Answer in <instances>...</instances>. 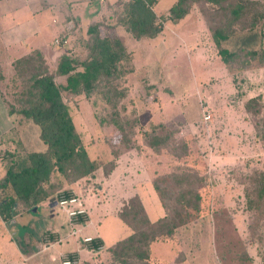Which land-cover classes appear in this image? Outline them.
<instances>
[{"label":"rangeland","instance_id":"1","mask_svg":"<svg viewBox=\"0 0 264 264\" xmlns=\"http://www.w3.org/2000/svg\"><path fill=\"white\" fill-rule=\"evenodd\" d=\"M255 1L264 4V0ZM175 2L160 0L153 7L155 15L158 18L166 15ZM118 4L107 11L101 36L117 38L125 46L129 63L124 68L129 72L116 82H102L88 97L61 91L74 128L96 166L90 180L83 178L70 188L72 196L86 203L87 220L97 224L103 217L117 214L138 183L149 178L162 180L169 173L196 174L202 178L195 188L201 197L199 210L186 213L185 225L176 229L172 238H159L150 244L149 264H264V215L258 219L255 211L247 209L245 193L248 173L264 172V151L243 108L249 98L260 95L264 112V67H258L256 62L252 68L240 70L236 67L238 60H234L228 68L210 32L216 24L210 23V19L206 22L200 4L191 7L189 14L178 22L179 28L165 22L166 28L163 26L158 37L141 43L131 42L124 27L117 23L116 13L122 1ZM234 28L235 33L221 43V48L264 51V18L251 31L239 30L236 25ZM83 38L79 41L75 38L76 52L70 55L76 59L87 54L83 45L88 37ZM19 58L0 63V178L5 171L6 153L25 155L44 152L46 148L39 140L37 126L17 113H8L9 105L20 108L17 101L22 84L13 65ZM46 66L53 72L57 64L49 60ZM56 83L64 87L65 77H57ZM123 90L125 96L114 99V92ZM113 103L118 119L129 127L121 129L130 139L128 149L122 145L121 131L111 124V120H118L117 115L111 114ZM207 115L210 118L205 120ZM150 131L171 132L175 139L185 140L190 145L189 156L177 160L163 149L154 152L143 142ZM126 155L117 175L106 182L103 176L110 163L115 165V160ZM56 178L63 181L59 176ZM3 196L0 194V199ZM51 205L53 202L49 200L42 207L30 208V212L16 207V224L9 221V227L0 218V235L17 247L15 257L11 255V259L17 260L15 263L62 264L61 258L66 253H57L56 246L66 250L64 244L58 243L80 233L72 234L74 225L59 207L54 205L50 217ZM146 208L148 216L154 217L153 209ZM100 211L103 215H99ZM109 219L112 218L101 225L108 246L124 233ZM60 225L63 230L58 228L59 240L50 241L45 233ZM24 243L26 253L18 247ZM105 249L103 246L97 252L83 254L76 264L81 261L106 264L109 255ZM5 261L0 250V264Z\"/></svg>","mask_w":264,"mask_h":264},{"label":"trees","instance_id":"2","mask_svg":"<svg viewBox=\"0 0 264 264\" xmlns=\"http://www.w3.org/2000/svg\"><path fill=\"white\" fill-rule=\"evenodd\" d=\"M159 1H124L116 13L117 21L134 39L154 38L162 31L165 22L177 24L189 14L194 4H200L206 22L210 19V23L216 24L210 32L214 44L219 48L218 53L228 68H231L234 60H238L236 67L240 70L252 68L256 62L258 67H264L263 50H247L240 47L238 51H229L220 47L222 42L229 40L235 33V25L239 30H253L257 22L264 18V4L255 0H176L166 15L158 18L153 7ZM207 5L212 6V9L206 8ZM102 24L99 22L89 26L88 38L83 45L87 54L83 59L62 55L53 72L48 70L38 50H33L13 62L22 90L17 101L20 108L9 105L8 113H17L37 126L39 140L46 148L44 152L25 155L6 153L5 171L0 178V194L4 195L0 199V218L6 224L16 221L18 206L30 212V208L38 207L49 200L54 202L61 195L67 199L73 197L70 189L63 190L64 186L91 177L96 168L74 128L61 91H66L72 96L83 94L88 97L95 93L102 82H116L129 72L124 68L129 63V54L119 39L101 36L99 26ZM57 77H65L64 87L56 83ZM124 96V90L114 92V99ZM262 102L261 96L258 95L244 102L243 108L251 120L255 139L264 151ZM114 105L115 103L110 107L113 110L111 114L116 116L118 112ZM116 118L118 119V115ZM124 123L119 119L111 120V124L121 131L122 145L128 149L130 139H127L129 137H126L121 129L129 127ZM143 138L144 144L154 152L163 149L177 160H182L190 154V145L185 140L175 139L171 132L159 134L150 131ZM113 166L110 163V169L106 170L105 176ZM57 176L64 182L57 180ZM246 177L247 209L255 211L260 219L264 215V172L252 170ZM201 181L202 178L198 175L185 172L169 173L162 180H152L164 210V216L154 222L148 218L138 196L129 198L120 208L117 217L131 230V234L105 249L109 255L106 264H149L150 244L159 238H172L176 229L185 225L186 213L189 210H199L201 197L195 188ZM86 220V214L80 215L76 224H82ZM45 234L50 241L59 240L55 232L49 231ZM261 239L260 237V242ZM84 245L89 251H97L103 247L102 241L96 237ZM23 246L25 243L19 244L18 247L26 253ZM64 258L77 261V254L67 253ZM79 264L92 263L83 261Z\"/></svg>","mask_w":264,"mask_h":264},{"label":"crops","instance_id":"3","mask_svg":"<svg viewBox=\"0 0 264 264\" xmlns=\"http://www.w3.org/2000/svg\"><path fill=\"white\" fill-rule=\"evenodd\" d=\"M119 1L120 0H0V63L7 59L8 61H13L17 56L22 57L33 50H38L46 63H49L50 60L57 64L62 55H70L76 52L75 48L78 43L75 41V38L79 41V38L84 39V36L88 37L87 30L89 26L93 23H101L104 21L105 16L107 17L109 8L119 6ZM121 1L124 2L127 0ZM167 22V26L173 25L175 28L181 26V23L173 24L169 21ZM117 23L119 22L117 21ZM119 25L122 26L121 24ZM114 29H116V26L112 28V30ZM162 31L160 33H162ZM99 32L101 34V25L99 26ZM76 33L82 34V37L77 38V36H74ZM159 34L154 38L134 39L128 33L131 42L136 43H141L146 40L152 41L158 37ZM54 43L57 45H54ZM208 116L210 118V115ZM126 157L128 156L119 157V159L115 160V165L112 170L107 176H103L106 182L108 180V182H111L114 178L113 176L117 175L116 173L119 172L118 169H120V165L124 164L123 161L125 159L122 158ZM143 164L146 165V163ZM144 172H146V170ZM93 175L95 174L93 173L92 176ZM91 177L86 178L90 180ZM115 179L117 180V176H115ZM74 184L66 188L70 189ZM70 190L73 192L72 189ZM131 191L132 192L128 195L129 198L138 196L145 210H147L146 207L153 209L152 214L154 217L150 218L148 216L152 222L164 216V210L159 196L153 188L150 178L142 183H138L137 187L132 188ZM85 204L86 203L83 201L82 205H84V209L86 208ZM40 205L42 207L43 203ZM55 206L54 203L51 205L52 213L50 217H53ZM101 214L103 215L100 211L99 215ZM109 217L112 219L108 221L112 222L115 228H121L124 231L122 236L116 238L113 244L131 234V230L120 221L117 214L103 217L100 221L98 220L97 224H95L94 220H87V224L85 223L86 225H82L81 223L74 224V230L72 229L75 231V234L79 232L82 236L79 234L77 237L76 234V238L68 237L67 240L60 241L58 244H64L62 247L66 246L67 249L61 250L62 248H57L56 246L57 253H75L77 254V258L83 259V254H89L91 251L86 249L83 236L99 238L104 248L112 246L113 244L110 246L105 244L104 239L106 238L101 229L102 223ZM77 225L79 226L78 228H76ZM61 226L62 225L56 226L54 229H49L57 233L60 238L61 231L58 228H62ZM61 230H63V228ZM63 236H67L66 233H64ZM15 248H17L15 243L12 244L9 239L1 233L0 250L7 260L5 264H17L15 263L17 261L16 259H11V255L15 257ZM52 259L55 260L56 258L52 257Z\"/></svg>","mask_w":264,"mask_h":264},{"label":"built area","instance_id":"4","mask_svg":"<svg viewBox=\"0 0 264 264\" xmlns=\"http://www.w3.org/2000/svg\"><path fill=\"white\" fill-rule=\"evenodd\" d=\"M205 120L209 119V116L204 117ZM56 206L60 208L61 211H63L67 215V219L70 223L73 225L76 224L77 217L80 215L86 214V211L81 203L80 200H78L77 197H71L69 199L65 198L64 196H59L58 199L55 201ZM72 234H75V231H72ZM91 238L86 237L83 239V242L90 241ZM63 256L61 258L62 264H76V261H70L68 259L64 258Z\"/></svg>","mask_w":264,"mask_h":264},{"label":"water","instance_id":"5","mask_svg":"<svg viewBox=\"0 0 264 264\" xmlns=\"http://www.w3.org/2000/svg\"><path fill=\"white\" fill-rule=\"evenodd\" d=\"M54 203V205H56V202L54 201L53 202ZM12 223H15V221L13 220V221H11ZM10 226V223H8V227Z\"/></svg>","mask_w":264,"mask_h":264}]
</instances>
